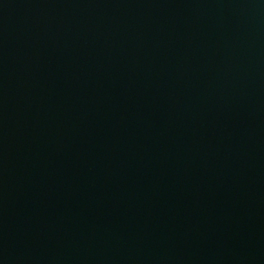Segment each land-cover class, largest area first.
Masks as SVG:
<instances>
[{"label": "water", "instance_id": "obj_1", "mask_svg": "<svg viewBox=\"0 0 264 264\" xmlns=\"http://www.w3.org/2000/svg\"><path fill=\"white\" fill-rule=\"evenodd\" d=\"M0 264H264V0H0Z\"/></svg>", "mask_w": 264, "mask_h": 264}]
</instances>
